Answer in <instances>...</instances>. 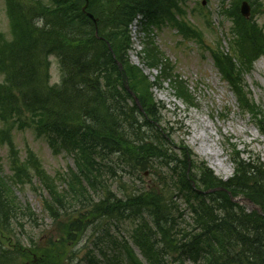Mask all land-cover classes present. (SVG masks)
I'll list each match as a JSON object with an SVG mask.
<instances>
[{
	"label": "trees",
	"instance_id": "1",
	"mask_svg": "<svg viewBox=\"0 0 264 264\" xmlns=\"http://www.w3.org/2000/svg\"><path fill=\"white\" fill-rule=\"evenodd\" d=\"M242 1L232 0L227 14L249 50L264 36L241 16ZM247 1L254 6L257 0ZM5 2L12 39L0 36V144L9 146L12 174L0 158V264H24L34 255L40 264H99L108 257L128 264H264V164L235 160L232 178L217 177L160 125L151 93L158 78L151 82L130 64L129 25L141 14L145 32L154 23L173 26L175 11L185 15L183 0H89L98 28L83 12L85 0H50L51 7ZM263 47L253 52L261 56ZM250 55L245 49L240 57L248 61ZM50 56L59 59L62 75L54 86ZM225 61L227 68L219 60L220 69L239 91L234 60ZM14 130L48 137L55 152L74 156L77 171L60 174L59 186L34 154L25 161L17 155ZM146 172L152 181L136 187ZM25 180L47 193L44 209L60 232L44 245L8 248L15 229L38 221L16 196ZM232 197L250 199L263 215ZM183 212L191 216L186 226ZM125 222L131 227L121 239L117 232ZM90 230L93 248L78 258V244Z\"/></svg>",
	"mask_w": 264,
	"mask_h": 264
},
{
	"label": "rangeland",
	"instance_id": "2",
	"mask_svg": "<svg viewBox=\"0 0 264 264\" xmlns=\"http://www.w3.org/2000/svg\"><path fill=\"white\" fill-rule=\"evenodd\" d=\"M33 1L47 7L52 4L50 0ZM231 2L226 1L227 4ZM180 6L186 16L182 23L176 21L175 27L154 23L147 26L144 34L140 19L131 25L130 64L139 68L151 82L158 78V86L151 93L160 109V125L171 132L174 143L191 150L194 158L205 163L218 177L229 179L236 171L232 160L259 159L264 164V54L259 56L253 52L254 47L264 45V40L258 37L249 50L244 42H239L243 38L235 35L237 26L230 15H226L230 5L225 8L223 0H184ZM256 8L260 12L255 13ZM252 14L251 20L264 36V0L256 1ZM0 34L4 40L12 39L4 0H0ZM201 36L203 42L199 41ZM209 48H222L229 55L231 52L229 58L234 59L237 68L232 75L237 79L239 91L229 83V78L224 79ZM245 49L251 53L248 61L240 57ZM142 51L145 54H140ZM50 60L51 84H55L61 79L59 62L55 57ZM0 80L3 79L0 77ZM241 99L249 103L248 108L245 109ZM38 136L32 130L15 131V147L22 157L28 149L34 151L43 169L62 186L60 174H68L71 169L77 171L75 158L62 148L60 152L53 151L49 140ZM0 156L5 163V172L12 174L8 150L0 148ZM151 181L152 175H148L137 180L135 186L142 188ZM22 184L16 187V196L35 211L38 221L34 226L25 221L23 228L15 229L14 236L6 242L8 248L15 242L28 248L44 245L46 238L60 232L44 209V199L48 195L39 182L31 184L25 180ZM111 187L115 191V182ZM247 208L250 210V206ZM183 215V226H186L191 222V216L187 212ZM69 216L78 217L79 214ZM130 227L131 223L125 222L117 235L121 239L127 238ZM91 233L92 230L88 231L78 244V258L83 259L86 251L93 248V241L89 242L93 237ZM107 259L109 261L101 258L99 264H128L125 258L119 262H113L110 257Z\"/></svg>",
	"mask_w": 264,
	"mask_h": 264
},
{
	"label": "bare ground",
	"instance_id": "3",
	"mask_svg": "<svg viewBox=\"0 0 264 264\" xmlns=\"http://www.w3.org/2000/svg\"><path fill=\"white\" fill-rule=\"evenodd\" d=\"M86 15H87V17H88L91 21H93L95 27L98 28L99 21H98V19L95 17V15H94L92 12H90V11H89ZM129 26H130V25H129ZM129 38H130V42H131V48H130L128 54H130V52L132 51V48H133L132 36L129 35ZM129 59H130V56H129ZM3 147H4V146L0 144V148L2 149ZM0 158H2V157L0 156ZM254 210H256L258 213H260L261 215H263V213H262L261 211H259L258 209H254ZM251 211H253V210H249V212H251ZM31 259H33V257H32ZM31 259H30L29 257H25V258H24V261H25L24 264H36V263H35L33 260H31ZM37 264H40V263H37Z\"/></svg>",
	"mask_w": 264,
	"mask_h": 264
},
{
	"label": "water",
	"instance_id": "4",
	"mask_svg": "<svg viewBox=\"0 0 264 264\" xmlns=\"http://www.w3.org/2000/svg\"><path fill=\"white\" fill-rule=\"evenodd\" d=\"M243 13H244L246 16L249 15V8H248L247 4H244ZM249 204H251V202H249Z\"/></svg>",
	"mask_w": 264,
	"mask_h": 264
}]
</instances>
